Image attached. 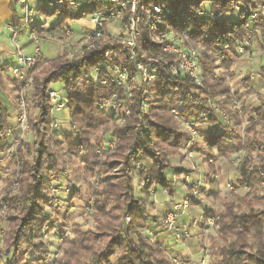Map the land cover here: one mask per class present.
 <instances>
[{
    "label": "trees",
    "instance_id": "16d2710c",
    "mask_svg": "<svg viewBox=\"0 0 264 264\" xmlns=\"http://www.w3.org/2000/svg\"><path fill=\"white\" fill-rule=\"evenodd\" d=\"M204 1L209 5L206 18L183 20L181 13L196 10ZM254 2L264 4V0H177L173 5L172 20L177 30L190 31L191 45H200L202 86H196L188 77H172L164 63L174 58L163 55L156 85L133 90V97L126 103L129 116L120 128L113 125L115 115L106 114L97 107V102L107 98L116 91L115 88L93 87L82 92L75 85L80 74L93 66L95 56L106 48V44L102 48L95 46L87 50L78 60L59 58L42 68L39 75L43 77L33 79L35 94L32 99L37 114L34 118L29 114L35 142L19 145L13 159L15 168L6 180L1 197L5 210L0 214V228H4L0 257L10 258L8 264H49L45 258L48 248L41 241V231L49 223L45 205L51 202L50 183L61 175L62 168H67L66 162L61 163L58 157V145L62 142L66 144L67 154L75 158L83 157L87 173L102 170L104 175L100 179V191L96 190L92 195L101 197L94 208L96 232H83L78 226L71 227V236L65 238L59 247L61 257L55 261L52 259V264H107L117 250L123 252L119 264H176L161 244L149 240L140 232L145 228V222L142 205L133 195L129 161L136 152V142L147 129L143 156L151 161V166L143 173V178L148 186L156 184L169 188L165 178V171L170 167L167 155L186 145L190 139L187 133L179 131L180 122L204 115L207 123H217L222 130L219 135L203 134L202 139L210 150L226 157L244 152L236 167L239 176L237 189L247 187L244 196L236 192L226 196L213 215L216 236L208 241L212 257L207 264H264V195L257 194L261 191V175H264V155L257 157L254 154L256 149L264 148V144L256 139L240 142L238 133L223 123L209 103V100L218 99L220 110L233 117L236 125L239 124V116L230 108L236 93H232L226 77L217 71L226 70L227 75L233 77L231 68L237 60L234 50L244 38L255 41L258 49L264 51L262 24L260 33L255 34V26L244 10L251 8ZM235 6H240L241 12L235 13ZM216 12H222L225 18L217 20L210 17ZM230 15H236V19H228ZM56 27H52L49 33ZM204 34L208 37H203ZM141 36L147 40V33L143 32ZM257 76L264 82V67L259 68ZM52 83H60L61 90L67 92L71 122L78 127L75 141L73 135L51 133V106L46 93ZM2 90L4 87L0 79ZM147 95L150 96L147 108L142 111L141 104ZM178 103L185 105L180 122L173 119L169 112ZM251 113L256 114L255 120L250 118ZM243 114L251 125L249 131H256L264 121V103L260 102ZM109 124L113 125L111 127L119 137L117 147L108 153L107 158L122 165L116 179L108 173L117 164L98 158L89 139V135L95 134L99 128L110 129ZM7 126L8 113L0 107V152L6 147L4 135ZM231 138L234 141L230 144L228 140ZM150 143L153 145L150 146ZM14 184H17V194L8 196L6 192ZM78 195L79 192H73V198ZM126 216L130 221L124 224ZM29 251L34 254L32 261L25 259ZM185 261L183 259L180 263L187 264Z\"/></svg>",
    "mask_w": 264,
    "mask_h": 264
},
{
    "label": "rangeland",
    "instance_id": "374dc122",
    "mask_svg": "<svg viewBox=\"0 0 264 264\" xmlns=\"http://www.w3.org/2000/svg\"><path fill=\"white\" fill-rule=\"evenodd\" d=\"M13 1L15 4L14 9L16 11V14L23 15L24 13L19 7V5L16 4V0H10L11 3ZM77 2L81 5H84L86 4L87 0H77ZM81 5L80 7H78V9H69L62 14H55V13L50 14V10L48 7L45 6L43 8V10H45L49 14L45 16L46 17L45 22L44 19L42 20V22L48 27H52L56 25L57 28L59 29L55 31L56 29L55 28L54 29L55 32L54 33L51 32V34L48 35L46 34L39 35V39H40L39 43L41 45V56L32 65L24 67V75L27 78L24 85L13 77L11 67L9 71L13 78L12 84H10L8 81L5 80L4 78L5 70L0 71V73L2 74V77L0 79L2 86L4 87V91L3 90L0 91V107L6 110L8 113V126H7V131L4 135V143L6 147L3 152H0V214L4 211L2 210V206H4V204L1 203V197L4 194L3 189L5 188L4 186L6 184V180L9 174L15 168L13 164V159L17 153V149L20 144L34 143L36 138L35 134L31 131L30 122H29V114H31L32 118H34V116L37 114V110L34 109V101L32 99V96L35 94L33 79L36 80L41 79L43 75H39L40 71H42V68H45V66L52 60L59 58H66L68 60H72V59L78 60L82 56V54L87 51L84 48L85 40L80 38L81 35L80 31L82 30L83 27L88 26L87 19L83 17L79 20V22L72 20L73 18L80 17L81 9H82ZM204 5H206V7L209 6L208 2H204ZM95 8L96 5L94 3L88 2V4L84 6L83 10L85 12H91ZM228 19L234 20L236 19V15H230L228 16ZM66 29L72 30L69 36L65 35ZM262 34L264 35V32ZM20 40L23 45H26V43L28 42L26 36L20 37ZM193 46L197 48V45H193ZM94 48L96 47L94 46ZM77 50H79V52H76ZM198 50L199 52H201L200 47L198 48ZM32 52H33V47L31 45L23 49H17V50L14 49V51L12 52V63L15 62V56H17V54L22 53L26 56H31ZM253 52L255 53V51H252L251 54H253ZM251 54L236 60L233 67L231 68V73L233 74V77L227 75L226 70L217 71L218 74H221L223 75V77H226L228 86L230 81L232 80L234 81L233 86L232 87L229 86V88L232 90V93H236L238 88L236 89V91L235 88L241 85L242 82L244 81L243 79L246 77L245 76L247 72L246 70L248 69V65H250L252 61V59L249 58ZM90 68L85 69L84 71L89 70ZM240 72L242 73L244 72V75L243 74L241 75ZM80 77L75 83V85L80 91L83 92L87 89L89 90L90 88H93V86L90 85L87 87V89H83V86L79 85ZM61 87L62 85L60 83H52L46 93V98L51 106L50 107L51 133L55 132L57 135L58 134L73 135L74 137L73 141H75V136H77L78 134V129H77L78 127L75 123L71 122L70 111L68 108L70 100L68 99V97H64L65 93L67 92L62 91ZM135 89L138 88L129 89V92H131V98L133 97V90ZM51 91L56 92L58 98L60 96L64 100L60 102L64 108L62 110L60 109L61 111L57 113L55 111L57 106H55V103L52 101L51 97L49 96V92ZM148 98H150L149 95H147V98L144 100V103L146 104V108H147ZM217 101L218 99L209 100L212 111L220 116L223 123L229 129L235 130L238 133L237 135L240 138V142H244L246 139L247 140L256 139L264 144V131L260 132L261 127L259 126L258 128H256L257 129L256 131L250 132L249 130H251V125L247 123V119L243 114L246 111L251 110V108L253 107L250 106L249 104L254 103L255 106H257L260 102L264 103V92L261 91L255 92V94L253 95L247 92L243 93V91L236 93V96H234L232 100V106H230V108H232L240 118V122L238 125H236L235 119L233 117L228 116L227 114H225L220 110V106L218 105ZM20 102L23 103V108L25 109V116H26L25 125L27 127L25 133L21 131V127L18 121ZM178 104H182L184 106V110H183L184 112L185 105L183 103H178ZM10 105L13 106L14 108L13 110L10 108ZM201 116H203L204 118H201ZM201 116L192 119L199 120L201 118L202 121L204 120V122L207 123L205 121V116L204 115ZM55 117L58 118V124L56 128L53 127L54 124L53 118ZM250 118L255 120L256 114L251 113ZM173 119L175 118L173 117ZM175 120L180 122V116L178 119ZM14 121H15V127L12 128L9 126V123L12 124ZM125 121L124 122L116 121L114 122L115 124L113 125L117 128H120L123 126ZM183 124L184 122H180L179 131L187 133L190 139L186 145L180 146L173 153L167 155V158H169L168 162L170 164V167L167 168L165 171V178L168 182L169 188L161 187L156 184H152L148 186L146 184L145 179L143 178V173L147 172L151 166V161H149L148 158L143 156L144 137H140V140L137 141V143L140 142V146L137 147L136 144L135 146L136 152H134L133 155H131L130 157L129 164L131 171V186L133 189L134 198L139 202L140 201L142 202V200H148V198H152L157 194H162L168 200L170 206H172V204L176 202H181L186 198V196L193 194V199H191L190 201L189 209L184 214L189 218H193L195 210H200L199 211L200 214L204 212V210H207V212H205V214L208 213L206 215V218L202 219V222L205 223L206 227L204 228V232L203 234H201V238L199 239V251H198L199 255L197 256V258L206 252L207 261H209V259L212 257V253L210 252L208 241L210 238L216 236L214 231L213 215L217 213V211L219 210L223 199L226 196H229L232 192H236L239 196H244L247 193L246 186L241 189H237L238 186L237 182L239 176L236 171V167L238 163L242 160L245 154L244 152L241 151L233 155H230L229 157L218 155L216 150H210L208 146L204 143L202 139L203 133H200L197 127L199 125L195 124V127H197L196 131L190 132L183 128ZM113 125L109 124L108 127H111ZM262 130H264V127L262 128ZM215 135H219V134H215ZM89 139H90V143H92L93 153H95V155L98 158H100L102 161L105 162L109 161L117 164L114 169L113 168L110 169L108 175H110L111 178L113 179L118 178V175L122 170V165H120L117 162H113L111 158L107 159L109 157L108 153L114 150L119 142V137L115 134L114 128L111 127L108 130H104L103 127L99 128L95 134L93 133L89 135ZM95 139L97 140L96 143L94 142ZM233 141L234 140L232 138L228 140L230 144L233 143ZM196 142H198L200 146H202L206 150L201 154L192 155L188 147L190 145L192 146ZM152 145L153 143H150V146ZM58 147L60 148V153H58L59 161L63 164L66 162L65 166L67 168L65 169L61 167L62 168L61 175H59L55 180H53L50 183L51 202L50 204L45 205L46 207L45 214L46 217L49 219L48 225L50 228L53 227L57 228V232H58V240L54 239L55 235L51 236V238H53L51 241L53 245L52 247L51 246L48 247L50 249V257H48L47 255L45 257L46 260H49V264H52L53 261L58 260L61 257L62 253L59 247L65 238L71 236V232H70L71 227L78 226L80 230H82L83 232H92V233L96 232L93 215H94L95 204L98 201V199L101 197L92 196V195L93 193H95L96 190L100 191L99 189L100 179L104 175V171L102 170L97 172L95 171L94 173H90V174L87 173L86 169L84 168L85 164L83 163L82 156L75 158V156L67 154V152L65 151L66 144H63L62 142L58 145ZM162 148L161 150H164ZM254 154L257 157L260 156L256 153V151ZM180 166H182L181 169L178 168ZM209 181H212L211 183H213L215 187L217 186L218 190L221 189L223 191H216V189H213L211 187L210 189H212V191L210 194L209 187L208 186L205 187L206 183H210ZM14 186L12 187L11 190H8V192H6L8 196H15L17 194V185H16V193L15 192L13 193ZM259 187L261 191H257V194L262 195L263 193L264 195V185L259 184ZM178 189H181L182 199L178 201L177 200L172 201L173 200L172 198H174L173 196L175 195ZM73 192H79V195L73 198ZM126 217L123 220L124 224H127L130 221L129 219V221L127 222ZM164 217L159 220L160 225L162 224ZM181 217L178 218L177 221L178 226H180L179 219ZM208 218L213 219L212 226H209L207 224ZM148 229L149 228L146 229V233H149ZM140 232L143 233V229L140 230ZM144 237L148 238L147 236ZM170 240H171L170 249L175 254H172L166 250L165 251L170 254L171 260L175 259L177 260V264H181L180 262L187 257V256L182 257L181 255H179L182 252L181 250L183 248V244L172 236ZM55 249H57V252L55 254L56 257L51 254V252L53 253V250ZM27 254L31 255L33 258L34 254L32 251H29ZM122 255L123 252L117 250L114 256L111 257L108 264H119V259L121 258ZM0 260H2L4 264L10 262V258L8 257H0ZM193 263L196 264V262Z\"/></svg>",
    "mask_w": 264,
    "mask_h": 264
},
{
    "label": "built area",
    "instance_id": "2783aa9c",
    "mask_svg": "<svg viewBox=\"0 0 264 264\" xmlns=\"http://www.w3.org/2000/svg\"><path fill=\"white\" fill-rule=\"evenodd\" d=\"M88 2L96 5V8L91 12L83 10ZM176 2L177 0H87L86 4L81 5L77 0H16V4L19 5L24 14L21 22L11 27L12 42L15 45L14 40L18 34L25 33L28 43L33 47V52L31 56L22 53L15 56V62L11 67L13 77L23 85L25 84L27 78L24 75V67L32 65L41 56L39 35L51 34L49 30L55 26L48 27L42 22L43 19L45 22V16L49 14L43 8L48 7L50 14H62L69 9H78L81 5L80 17L71 19L78 22L83 17L87 19L88 26H82V30H79L81 32L80 38L85 40V50L94 48V46L101 48L105 44L107 46L95 56L93 66L80 74L79 85L83 86V89H87L90 85L93 87L115 88L116 91L97 102V107L106 114L115 115L116 121L124 122L129 114L126 106L131 98L129 89L153 88L159 79V64L165 54L170 58H174L169 60L168 63H164L172 77H188L196 86L200 87L202 84L201 55L198 50L200 45H197L196 48L190 44V31H179L175 28L172 15L174 12L173 5ZM204 2L199 4L196 10L181 13L183 20L199 21L206 18L209 11ZM241 10L240 6L234 7L235 13H239ZM244 10L249 14L250 22L255 26L254 33H260V24H262V31L264 32V4L254 2L251 8ZM210 17L223 20L225 15L222 12H216L210 14ZM58 29L56 27L55 31ZM71 31L66 29L65 35L69 36ZM143 32L147 33V40L142 39ZM203 37L208 36L204 34ZM256 45L251 39L244 38L236 46L235 56L240 59L250 55L257 48ZM76 52H79V50ZM240 74L244 75V72H240ZM233 83V80L230 81L229 86L232 87ZM49 96L57 106L56 113L61 111L64 108L60 103L64 101L63 98L60 96L58 98L57 93L53 91L49 92ZM64 97H66V94ZM141 110H146L144 101L141 104ZM183 110L184 106L178 104L170 108L169 112L175 119H178ZM201 118L204 117L201 116ZM201 118L199 120L192 119L187 123L184 122L183 128L195 132L197 129L195 124L198 125L204 122ZM25 119V109L23 103L20 102L18 121L21 131L24 133L27 130ZM53 122V127L56 128L58 118H53ZM147 135V130H144L141 134L142 137ZM136 144L137 147L140 146V142H136ZM256 153L263 156L264 148L257 149ZM260 184L264 185V175H261ZM16 185L13 193H16ZM191 199H193V194L186 196L181 202L172 204L171 210L166 214L160 225L165 232L182 242L187 240L190 234L188 229L178 226L177 221L189 209ZM2 210H5L4 206H2ZM126 221H129L128 217H126ZM207 224L212 226L213 219L208 218ZM49 228L47 224L41 231V241L47 248L53 245L51 236L55 235L54 239L58 240L57 228ZM3 234L4 228H0V247L2 246ZM56 252L57 249L53 250L51 254L56 257ZM179 255L182 257L187 256L185 252H181ZM47 256L50 257L49 248ZM25 259L32 261L34 255L32 258L31 255L26 254ZM172 261L177 264V260L172 259ZM206 261L207 255L205 252L197 258L196 264H207L208 261Z\"/></svg>",
    "mask_w": 264,
    "mask_h": 264
},
{
    "label": "crops",
    "instance_id": "0c3cea01",
    "mask_svg": "<svg viewBox=\"0 0 264 264\" xmlns=\"http://www.w3.org/2000/svg\"><path fill=\"white\" fill-rule=\"evenodd\" d=\"M14 7L15 5L12 4L10 0H0V71L5 70L4 78L10 84H12L13 81V78L9 71L10 67H12L13 65L12 52L14 51V49L15 50L23 49L31 45L28 42L26 43V45L22 44L20 37L26 36L25 33L18 34V36L14 40L15 45L12 42L11 27L18 25L22 19L21 14L19 15L16 14ZM9 44L11 45V47L13 46L14 49L13 47L11 48ZM256 46L258 49V45ZM257 49H254L253 51H255V53L253 52V54H251L250 56L252 59L251 64L248 65V69L246 70L247 72L245 75L246 77L243 79L244 81L242 82L241 85L235 88V91L238 88L236 93L243 91V93L247 92L253 95L255 94V92H259V91L264 92V82L257 76V72L259 71V68L264 67V51H262L261 49L258 50ZM249 105L255 107L254 103H251ZM10 108L12 110L14 109L12 105H10ZM204 123L205 122H201L200 124H198L199 126H197L200 133L203 134L222 133V130L218 124H210V123L204 124ZM9 126L14 128L15 121L12 124L9 123ZM260 127H261L260 132H263L264 130H262V128L264 127V121ZM188 149L192 155L201 154L206 150L205 148L200 146L198 142L194 143L192 146L190 145ZM178 168L181 169L182 166ZM209 182L210 183H206L205 187L208 186L209 189L212 187L213 189H216V191H223L221 189L218 190L217 186L215 187L214 184L211 183L212 181ZM211 191L212 189L209 190L210 194ZM161 195L162 194H157L152 198H148V200H142V202L140 201L142 204V215L145 222V229H143V233L141 234L142 236H147L149 240L151 239L152 241L161 244L164 250L172 254H175L170 249V244H171L170 234H167L163 230L162 226H160L159 224V220L162 219L171 210L170 203L163 195L162 196ZM173 197L174 198H172L173 199L172 201L181 200L182 199L181 189H178ZM199 211L200 210L194 211L193 218H189L184 214L185 216L183 215L179 219V225L183 228L188 229L190 234V237L187 240H185L184 242L180 241L183 244V248L181 251L187 254V257L185 258L186 259L185 262H188L187 264H194L193 262H196L197 256L199 255L198 252L199 239L201 238V234H203L204 228L206 227L205 223L202 222V219L206 218V215L208 213L205 214V212H207V210H204V212H202L201 214ZM147 228H149L148 229L149 233H146ZM0 264H4L2 260H0Z\"/></svg>",
    "mask_w": 264,
    "mask_h": 264
}]
</instances>
